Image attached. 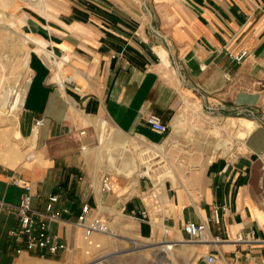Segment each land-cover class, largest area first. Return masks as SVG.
I'll list each match as a JSON object with an SVG mask.
<instances>
[{
    "label": "crops",
    "instance_id": "1",
    "mask_svg": "<svg viewBox=\"0 0 264 264\" xmlns=\"http://www.w3.org/2000/svg\"><path fill=\"white\" fill-rule=\"evenodd\" d=\"M0 14L17 22L29 66L23 107L0 129V264H86L161 236L193 243L187 222L222 239L193 243L201 263L211 255L214 264H264V0H0ZM192 96L228 129L236 116L252 124L236 157L227 140L200 146L147 125L154 114L170 129ZM155 154L175 182L156 179ZM27 185L39 212L59 196L50 228L67 250H29L12 236ZM85 204L118 241L76 225Z\"/></svg>",
    "mask_w": 264,
    "mask_h": 264
},
{
    "label": "rangeland",
    "instance_id": "2",
    "mask_svg": "<svg viewBox=\"0 0 264 264\" xmlns=\"http://www.w3.org/2000/svg\"><path fill=\"white\" fill-rule=\"evenodd\" d=\"M23 37L17 22L9 20L0 14V129L10 127L13 124V116L19 112V101L29 82L28 46ZM8 87L12 88L13 94L9 93V95L7 93L6 89ZM177 116L180 118L170 127V132L174 134L187 133L193 139L195 138L194 141L200 146L215 143L219 145L221 141L227 140L230 142L231 147L233 146L232 156L234 157L242 151L243 137L245 136L237 134L234 129H228V120H219L209 106H204V102L201 99L195 96L185 98L179 107ZM234 118H240V116ZM227 131L229 138L226 134ZM175 142L176 144L182 143L178 139ZM180 152L179 147L176 156L170 159L171 164L179 163V156L177 157V155ZM219 154H215L214 157ZM155 156L158 157L150 165L151 168L161 170L168 167L170 162L166 158L160 154H155ZM139 174L143 176L141 173ZM168 174H170V169H166L164 177L170 178ZM144 177L145 179L149 178L148 176ZM172 181L175 182L174 180ZM155 193H160L157 187ZM145 200L152 204V198L149 195H145ZM107 237L113 241H118L115 234L114 236L107 235ZM164 237L144 239L118 246L113 251L104 253L86 264H203L199 261L200 254L196 253V244L182 243L175 245L167 237L166 239ZM136 243L140 247H137ZM168 244H172L170 250L172 256L167 261L165 260V250Z\"/></svg>",
    "mask_w": 264,
    "mask_h": 264
},
{
    "label": "built area",
    "instance_id": "3",
    "mask_svg": "<svg viewBox=\"0 0 264 264\" xmlns=\"http://www.w3.org/2000/svg\"><path fill=\"white\" fill-rule=\"evenodd\" d=\"M247 56V52L243 51L235 56L238 62H241ZM264 85V83H263ZM43 120L37 121V125H41ZM147 125L156 133L164 135L169 132V126L165 124L157 115H150L146 119ZM102 189L104 191L111 190L110 177L105 175L102 178ZM33 194L31 185L25 187V192L21 197L19 206L17 207V214L19 219V228L12 231V236L22 243L26 244L29 250H39L57 254L68 249L67 244L62 240L61 236L51 232V224L60 221V217L55 209L59 202V196L54 194L48 197V203L45 212H39L34 209L32 205ZM68 213V209L63 210ZM91 208L85 204L81 208L78 215L77 223L87 234L100 233L104 235L114 236L113 231L105 223L98 219L90 217ZM220 208L214 211V221L216 224L220 223L219 213ZM184 231L189 240L196 244H217L221 243L220 237H212L209 234L206 223L187 222L184 225ZM167 235V232H166ZM255 236V232H250L247 235L239 234L237 237L238 243H249ZM22 249H18L21 252ZM207 264H214V257L207 255L205 257Z\"/></svg>",
    "mask_w": 264,
    "mask_h": 264
},
{
    "label": "bare ground",
    "instance_id": "4",
    "mask_svg": "<svg viewBox=\"0 0 264 264\" xmlns=\"http://www.w3.org/2000/svg\"><path fill=\"white\" fill-rule=\"evenodd\" d=\"M6 91H7L8 94L9 93H12V88L11 87H8L6 89ZM25 96H26V90H25V92L23 93V95L20 98V101H19V109L18 110H21L22 109L23 104H24V100H25ZM15 116H17V115H15ZM231 124L233 126V129L236 130V133L237 134H245V135H247L250 132V130L253 128L252 124H249V121L247 119H245V118H234V119L231 120ZM223 146L227 147V141H224L223 142ZM227 149H228V151L231 150L230 148H227ZM162 169H163V171H162ZM162 169L161 170L154 169V174L156 175V179L157 180L165 178L164 177V174L166 173V168L165 169L162 168ZM148 171L149 170H145L144 172H141V174L143 176H148L150 178V174H149ZM168 176H170L173 180L176 181V178L174 176V172L171 169H170V174H168ZM141 246H146V245H141ZM166 246H167V249L165 250V254H166L165 260L168 261L169 257L172 256L171 255L172 253L170 251L171 248H172V244H168ZM137 247H140V245L137 244Z\"/></svg>",
    "mask_w": 264,
    "mask_h": 264
}]
</instances>
